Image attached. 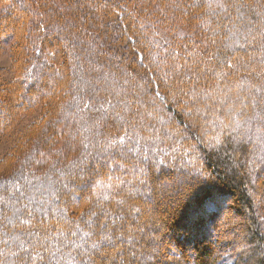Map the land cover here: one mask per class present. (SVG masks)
<instances>
[{
	"label": "trees",
	"instance_id": "1",
	"mask_svg": "<svg viewBox=\"0 0 264 264\" xmlns=\"http://www.w3.org/2000/svg\"><path fill=\"white\" fill-rule=\"evenodd\" d=\"M7 49L0 264H264V0H0Z\"/></svg>",
	"mask_w": 264,
	"mask_h": 264
},
{
	"label": "rangeland",
	"instance_id": "2",
	"mask_svg": "<svg viewBox=\"0 0 264 264\" xmlns=\"http://www.w3.org/2000/svg\"><path fill=\"white\" fill-rule=\"evenodd\" d=\"M11 65H12L11 56L9 53V49H7L6 52L4 53V55L0 56V70L5 71V73L2 74V76L0 77V80H10L11 79V75L9 73ZM42 116H43L42 110L39 108L32 115L24 117L21 120V122L19 123V125H17L14 128V130L12 131V133L10 135H0V159H2L6 154L11 152L12 148L15 146L17 141H19V139H21V137L24 135V133L27 131V129L33 123L40 120L42 118ZM229 215L231 218V223L229 224V226L226 225L223 227L226 230L230 231L229 233H226L227 237L229 235L232 236V234L237 233V231H238L239 234L241 233L240 238H244V239L246 238L248 240L249 239L248 233L246 231H243V232L240 231L239 225L241 226L242 221L240 219L236 218V216L233 212L230 213ZM189 226H190V222H189ZM227 227H228V229H227ZM219 228L221 230L222 227L220 226ZM219 228H218V231H219ZM224 236H225V234H223L222 238L221 237L220 238L223 240ZM246 239L244 240V242L246 241Z\"/></svg>",
	"mask_w": 264,
	"mask_h": 264
},
{
	"label": "bare ground",
	"instance_id": "3",
	"mask_svg": "<svg viewBox=\"0 0 264 264\" xmlns=\"http://www.w3.org/2000/svg\"><path fill=\"white\" fill-rule=\"evenodd\" d=\"M108 254V253H107ZM111 258V257H110Z\"/></svg>",
	"mask_w": 264,
	"mask_h": 264
}]
</instances>
